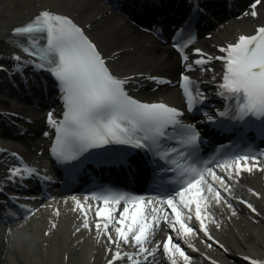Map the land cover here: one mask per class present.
<instances>
[{
	"label": "snow or ice",
	"instance_id": "6c2138e0",
	"mask_svg": "<svg viewBox=\"0 0 264 264\" xmlns=\"http://www.w3.org/2000/svg\"><path fill=\"white\" fill-rule=\"evenodd\" d=\"M261 2L254 0L251 8L256 9ZM250 15L256 17L257 12L253 10ZM12 36L16 37L11 40L12 45L26 54L23 57H11L16 74L28 68L35 72L47 71L62 93L61 99L66 109L63 118L58 121L49 112L47 122L56 133L51 152L60 163L67 166L70 175L89 163L130 167L129 157L133 153L110 152L106 147L120 145L139 150L148 158L146 163L152 169L153 182L157 187L173 183L179 185L162 197L146 198L112 191L92 197L103 205H97L94 209L97 233L106 235L117 249L109 264L125 259L131 261V264H148L149 257L160 250L167 255L171 264H177V257L182 258L184 264H190L191 257L179 242L174 241L172 234L162 244L152 245L161 223L170 233L174 232L187 243L190 237L197 234V230L189 224L195 206L194 215L199 222V231L211 240L202 212H207L213 201L220 204L221 191L230 193L229 182L236 176L243 172L264 171L259 157L236 154L222 159L214 166H196L199 146L203 142L199 129L194 124L184 123L181 119L184 113L175 107L163 102H141L129 95L126 88L131 81L114 75L84 30L65 15L42 10L29 22L15 27ZM192 43L193 38L190 36L183 44L174 45L182 54L185 72L194 70V65L211 63L213 59L221 61L222 83L218 85L217 95L239 101L235 109L229 110L231 115L229 111L218 112V116L227 117L229 123L226 125L222 121L217 127L241 139H245L250 131L264 138V26L257 28L256 34H242L237 42L220 47L219 52L223 55L208 57L202 50L195 49L200 58L189 63L185 49ZM198 70L210 69L201 67ZM0 71H6L3 65H0ZM181 88L188 111L192 112L198 103L197 97L202 98V93L195 89V82L184 72L181 73ZM206 119L209 123H215L211 115ZM99 149L105 151L90 152ZM173 172L178 173L182 179L169 177L168 173ZM37 176L35 168L25 165L23 168L9 169L7 179L11 182L16 178ZM2 192L0 189V194ZM72 199L76 202L74 210L80 211L84 217L83 228L90 230L89 213L93 211V206L85 207L75 197ZM88 199L85 197V201ZM225 203L228 208H232L231 203L226 200ZM247 207L256 212L251 204ZM56 215H59L58 209ZM208 218L212 219L210 213ZM110 227L115 232V239L109 232ZM121 245L131 246L136 251H122ZM189 247L192 245L189 244ZM245 259L250 264H264L248 257Z\"/></svg>",
	"mask_w": 264,
	"mask_h": 264
},
{
	"label": "bare ground",
	"instance_id": "6f19581e",
	"mask_svg": "<svg viewBox=\"0 0 264 264\" xmlns=\"http://www.w3.org/2000/svg\"><path fill=\"white\" fill-rule=\"evenodd\" d=\"M50 6H58L66 11H72L78 14L82 22L90 23L93 36L100 42L106 53L110 54L114 50L122 49L117 53L118 56L114 60L113 65L118 70L121 69V67H125L123 72L124 75L143 71L152 66L158 68L161 65L173 70L175 61L157 53V49L153 48L152 52L149 54L146 50L137 48L136 45L131 52L126 54L125 47L131 44L133 45L134 42L132 41H135L137 36L129 32V29L125 28V22L118 20L114 21L110 18H108V20H102L103 17L101 19L96 18V15L104 10L102 6L99 7L97 3H93V0H0V49L5 52L4 48L6 45L4 37L12 26L26 21L39 9ZM84 6L86 9L83 8ZM118 24L122 25L121 28ZM231 32L232 30L230 33ZM115 43L117 46H114ZM4 100L10 101L7 97ZM1 125L2 121L0 122V126ZM257 236L261 239L260 241L263 240L264 246V228H260ZM54 248H56V246ZM62 249L66 250L67 248L63 247ZM59 250L52 249L47 256L43 255L41 262H32L29 258L22 260V262L26 264H82L81 258L83 259L86 256V253L84 256L83 253H70L68 261L66 262L63 258L67 251H64L63 257H61V252ZM0 261H2L1 258ZM22 262L19 261L17 263L21 264Z\"/></svg>",
	"mask_w": 264,
	"mask_h": 264
}]
</instances>
